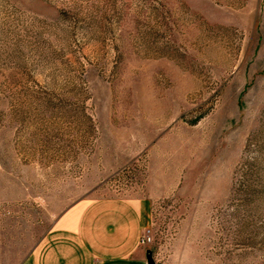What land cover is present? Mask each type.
Masks as SVG:
<instances>
[{"label": "rangeland", "instance_id": "obj_1", "mask_svg": "<svg viewBox=\"0 0 264 264\" xmlns=\"http://www.w3.org/2000/svg\"><path fill=\"white\" fill-rule=\"evenodd\" d=\"M110 196L157 264H264V0H0V237Z\"/></svg>", "mask_w": 264, "mask_h": 264}, {"label": "crops", "instance_id": "obj_2", "mask_svg": "<svg viewBox=\"0 0 264 264\" xmlns=\"http://www.w3.org/2000/svg\"><path fill=\"white\" fill-rule=\"evenodd\" d=\"M152 223L148 197L80 200L61 212L21 257L0 237V264H149L140 240Z\"/></svg>", "mask_w": 264, "mask_h": 264}, {"label": "built area", "instance_id": "obj_3", "mask_svg": "<svg viewBox=\"0 0 264 264\" xmlns=\"http://www.w3.org/2000/svg\"><path fill=\"white\" fill-rule=\"evenodd\" d=\"M151 240H152V238H151V230L148 229V230H146V232L142 235L141 240H140V243H141L142 245H145V244L151 242Z\"/></svg>", "mask_w": 264, "mask_h": 264}, {"label": "water", "instance_id": "obj_4", "mask_svg": "<svg viewBox=\"0 0 264 264\" xmlns=\"http://www.w3.org/2000/svg\"><path fill=\"white\" fill-rule=\"evenodd\" d=\"M147 258H148V263H149V264H157V263L154 261L151 252H148V254H147Z\"/></svg>", "mask_w": 264, "mask_h": 264}]
</instances>
